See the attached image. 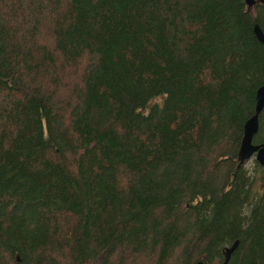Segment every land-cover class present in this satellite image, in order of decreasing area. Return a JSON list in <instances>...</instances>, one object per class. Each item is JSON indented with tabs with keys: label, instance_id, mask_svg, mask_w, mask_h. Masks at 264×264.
I'll use <instances>...</instances> for the list:
<instances>
[{
	"label": "trees",
	"instance_id": "16d2710c",
	"mask_svg": "<svg viewBox=\"0 0 264 264\" xmlns=\"http://www.w3.org/2000/svg\"><path fill=\"white\" fill-rule=\"evenodd\" d=\"M238 1L111 0L98 17L99 0H0V264L207 261L223 231L198 215L226 211L264 82ZM100 44L120 57L109 75ZM103 82L116 98L98 109ZM258 167L260 191L232 185L253 196L234 264H264Z\"/></svg>",
	"mask_w": 264,
	"mask_h": 264
},
{
	"label": "rangeland",
	"instance_id": "374dc122",
	"mask_svg": "<svg viewBox=\"0 0 264 264\" xmlns=\"http://www.w3.org/2000/svg\"><path fill=\"white\" fill-rule=\"evenodd\" d=\"M111 0H99V3L101 2L103 6L99 11H97L98 17H102L104 15H113L116 16L115 11L112 13L113 9L109 8V2ZM241 7L245 6L242 4V0L238 1ZM107 5V6H105ZM91 0H88V11H91ZM238 5L237 4H232L230 8L226 9V13H231L234 15L235 20H239V25H242V27H246V21L249 23V15L246 16L247 18H244L241 20L238 18ZM231 9V10H230ZM245 9V7H244ZM244 12V11H243ZM94 29H96L95 26H93ZM225 30V29H224ZM224 38L228 37L230 38V32L228 34L223 33ZM102 39L99 41L101 43ZM201 50V47L199 46L197 48V52ZM128 53L126 54L127 56L124 58L125 61L133 63L134 67L131 66V68L128 70L129 74L131 76H138L137 72L143 63L144 59V54L142 52V43L141 42H136V43H130L129 48L127 49ZM99 54L101 58V62L103 65V71L105 75H109V73L113 72V67L111 63L120 62V57L113 56L112 59L107 57L105 55L104 51V44L99 45ZM106 79V76H104ZM111 78V77H110ZM128 84L129 81H128ZM104 90H106V94H104ZM117 90V89H116ZM116 90L115 93L113 92L111 94L110 89L107 87L103 82V85L101 89L98 91L96 95V106L98 109H100V103L104 101L105 95H108L109 97L116 98ZM97 108L94 106V109L97 110ZM94 114V113H93ZM259 118V127L257 132L254 134L253 141H260L264 138V108L261 109L260 113L257 116ZM257 165L258 163L255 161L253 156H250L248 159L242 160L237 168L235 169V174L234 177L232 178L231 185L227 188V195H226V211H224L223 214H218L213 211H216L217 209H206L204 212H201L198 215V220L200 222L202 221H208V225H213V226H218L221 227V231H223L222 237L220 238L221 240L218 241L217 246L213 249L212 252L209 253L207 256V263H212V264H220L222 260L224 259L223 251L222 248L229 246L234 239H237L240 234V230H244L245 227L247 226L249 222V205L252 202V194L248 196L246 200L245 194L241 195V191L236 192L233 188V184L240 183L243 188L245 189L246 187L251 188V191L256 193V191H260L261 189V174L257 172ZM240 225V228L238 227ZM207 227V224H206ZM236 236V237H235ZM232 238V239H231ZM238 240V239H237ZM235 252H231L229 254L228 260L229 264H234L235 261ZM206 263V264H207Z\"/></svg>",
	"mask_w": 264,
	"mask_h": 264
},
{
	"label": "water",
	"instance_id": "95a60500",
	"mask_svg": "<svg viewBox=\"0 0 264 264\" xmlns=\"http://www.w3.org/2000/svg\"><path fill=\"white\" fill-rule=\"evenodd\" d=\"M247 6L253 4V0H245ZM253 34L256 40L259 43H263L262 32L257 24H254L252 27ZM264 107V82L259 85L254 93V102L252 113L250 116L244 121L242 126V136L240 138V142L238 145V149L236 152L237 160L241 162L242 160L248 159L250 156H253L255 161L264 167V141L261 143H253V136L257 132L258 129V114L261 109ZM238 240L235 239L232 243L224 248V259L220 264H225L226 260L229 257V254L236 247ZM194 264H205L204 261H197Z\"/></svg>",
	"mask_w": 264,
	"mask_h": 264
},
{
	"label": "flooded vegetation",
	"instance_id": "af4514ba",
	"mask_svg": "<svg viewBox=\"0 0 264 264\" xmlns=\"http://www.w3.org/2000/svg\"><path fill=\"white\" fill-rule=\"evenodd\" d=\"M253 1H254L253 4H251L250 6H247L245 0H242V4L245 5V6H243V8L245 7V9L243 11L249 15V18L252 21L251 22V32H252V34H253V31H252L253 25L257 24L259 26V28H260V30L262 32L263 49H264V0H253ZM253 36H254V34H253ZM263 79H264V76H263ZM258 123H259V118H258ZM258 127H259V124H258ZM254 137L255 136H253V138ZM263 141H264V138L262 140H260V141H253V143L258 144V143H261ZM258 166H260V165L259 164L257 165V172H258V169H259ZM263 175H264V170H263ZM238 248H239V244L237 243L236 247L233 249L232 252H235V250L238 249ZM222 251L224 252V247L222 248ZM204 263L205 264L207 263L206 260L204 261ZM207 264H212V263L210 262V263H207ZM225 264H229V260L228 259L226 260Z\"/></svg>",
	"mask_w": 264,
	"mask_h": 264
}]
</instances>
